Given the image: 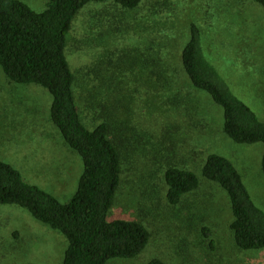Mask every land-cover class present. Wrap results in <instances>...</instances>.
<instances>
[{
	"label": "rangeland",
	"instance_id": "1",
	"mask_svg": "<svg viewBox=\"0 0 264 264\" xmlns=\"http://www.w3.org/2000/svg\"><path fill=\"white\" fill-rule=\"evenodd\" d=\"M22 1L42 11L48 0ZM111 12L113 8L103 4L86 7L74 20L66 46L85 123L95 126L111 116L116 120L111 138L120 150L123 172L108 219L140 221L152 235L138 257L114 258L108 264H147L154 258L174 264L264 262V248L240 251L234 245L229 197L217 183L202 179L197 191L172 205L165 182L170 166L199 174L207 155L218 153L234 163L264 211V143L240 144L225 135L223 108L192 87L180 63L190 24L197 23L206 57L231 91L264 121V9L253 0H144L136 11L121 16L120 37V32L109 36L106 31L104 18ZM150 26L169 27L175 42L171 63L180 74L178 79L170 75L171 86L124 63L130 48L142 47L140 37ZM99 66L100 79L83 74ZM51 105L45 87L10 83L0 70V160L68 203L84 164L51 121ZM67 247L62 233L25 208L0 204V264H61Z\"/></svg>",
	"mask_w": 264,
	"mask_h": 264
},
{
	"label": "trees",
	"instance_id": "2",
	"mask_svg": "<svg viewBox=\"0 0 264 264\" xmlns=\"http://www.w3.org/2000/svg\"><path fill=\"white\" fill-rule=\"evenodd\" d=\"M143 1L48 0L44 10L35 11L22 0H0V70L10 83L38 84L50 92L51 121L84 164L77 192L70 202L62 203L27 182L11 164L0 160V204L25 208L35 219L62 233L68 247L61 264H108L114 258H136L152 237L140 221L108 219L123 172L120 150L111 138L116 125L113 120H116L111 116L112 120L111 117L101 120L95 126L85 123L74 90L76 77L66 54L68 34L86 7L92 3L112 7L113 12L104 18L106 31L109 36L120 32L117 33L120 37L121 16L136 11ZM253 1L264 9V0ZM160 28L144 29L147 32L140 37L142 47L130 48L126 53L128 61L124 63L130 70L138 67L147 78L155 75L158 82L171 86L170 75L178 79L180 74L171 63L175 42L170 39L169 27ZM133 35L138 36L136 31ZM101 39L102 36L98 41ZM180 57L181 70L192 87L206 92L223 108L224 134L240 144L264 143V121L231 91L217 67L206 57L202 28L197 23L190 24ZM83 74L86 78L100 79L101 66L94 70L88 67ZM261 166L264 174V153ZM202 179L217 183L229 197L234 245L240 251L263 249L264 211L255 204L237 167L224 155L209 153L199 174L188 168L170 166L165 172L168 202L181 203L200 188ZM147 264L174 263L154 258Z\"/></svg>",
	"mask_w": 264,
	"mask_h": 264
}]
</instances>
